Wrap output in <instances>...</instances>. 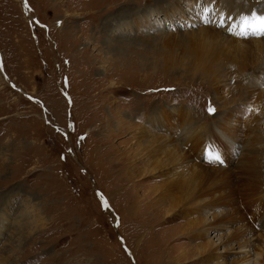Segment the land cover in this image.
Segmentation results:
<instances>
[{
	"label": "rangeland",
	"instance_id": "obj_1",
	"mask_svg": "<svg viewBox=\"0 0 264 264\" xmlns=\"http://www.w3.org/2000/svg\"><path fill=\"white\" fill-rule=\"evenodd\" d=\"M145 7L157 14L106 43L110 16ZM161 110L169 121L152 120ZM192 125L203 126L200 156L218 137L238 157L214 168L236 169L257 151L263 173L230 182L264 190V0H0V264L217 263L199 250L236 220L202 238L183 213L194 203L167 214L170 201L153 198L159 152L148 164L140 143L171 136L183 150ZM257 195L238 206L258 219ZM219 246L223 262L235 258Z\"/></svg>",
	"mask_w": 264,
	"mask_h": 264
},
{
	"label": "bare ground",
	"instance_id": "obj_2",
	"mask_svg": "<svg viewBox=\"0 0 264 264\" xmlns=\"http://www.w3.org/2000/svg\"><path fill=\"white\" fill-rule=\"evenodd\" d=\"M225 1L226 0H224V2ZM204 7H205L204 11H206L207 7L206 6H204ZM191 9H192V7H191ZM168 10L165 11L164 14L170 20L173 19V16L175 14L174 12H176V13L180 12L181 13V11H182L180 8L177 9L176 7L174 10H169V11ZM144 12H145V14H144ZM136 13H139V16L133 17L131 19H127L129 16L128 15L129 13H124V14H120V15L113 14L112 16H110L109 17L110 20H107V21H109V23L106 24V26H104L105 31L102 34V36H104V40L106 41V43L112 42V40L115 36L114 33H120L121 30L133 31V25H131V22L134 20V18L138 19V18L143 17V15H144L145 16L144 19H148L150 17L151 18L154 17L155 14H157L156 10L148 11L147 7L143 8L142 11H137ZM211 30H213V29H211ZM220 30H222V29H220ZM204 34L205 33L202 32L200 34V36H197V38H199L201 40H205L208 44H210L212 46V41L210 40L209 37H201ZM126 39H128V38H126ZM207 40H209V42ZM124 41H123V43H124ZM117 42H118V40H117ZM171 43L172 42H170L169 44H171ZM121 46H123V45H121ZM113 48H115V47H113ZM199 59H201V58H198V62L200 61ZM171 117H172V115L170 114V118ZM168 119H169V115H167V111L161 110L160 113H157L155 119L153 118L152 120H154V121L157 120L159 122L161 120L167 121ZM187 120L188 119H187V115H186L184 117V120L182 121V124H184V125L187 124ZM202 127L203 126L192 125L193 129H191V131H189L187 137L185 139H183L184 140L183 145H184L186 150L184 148H183V150L179 149V148H177L178 145L176 146L172 143L173 140L175 141L177 139L175 137H171V136L166 137L165 136V137H163L164 139H161L158 143L156 140H155V142L150 141L149 135H148V137L145 135H142L140 143L142 146L145 147V149H147L148 154L151 153L149 156V160L147 159L148 164L150 163V161L152 163V158L155 156V154H157V152H159V155H160L155 159L154 165L151 167V169H157L158 170L157 172H159L160 177H162L160 185L156 187V190L157 191L159 190V192L157 194L155 193V196L153 198L159 197L158 201H163V202H167V201L169 202L170 201V203H171L170 207L167 208V210H166L167 214H171L173 211H175L177 209H181L180 206L184 205L186 202L194 203V205H196L195 207L192 206L189 208L185 207V209L183 208V213L185 214V217L187 219L186 224H187L188 228H190V229L192 227L193 228L199 227L200 229L202 228V230H200L202 232V233L200 232L202 235V238H204L205 235L208 234L210 230L213 231V230H217L219 228L221 229V227H226L228 229L231 228L233 226L232 221L235 222V220H236L235 229L233 231H229L228 233H226L224 235V237H222V238L219 237L220 238L219 243H216V242L213 243L211 240L210 241L204 240L203 246L201 248V251L199 250V253L204 254L203 256L210 257L209 260H211V261H214V260L218 261L217 263H214V264H229V263H231V264H264V231H263V229H264V204L262 205V210H261L260 214L258 215V217L261 218V220H259V218L257 219L248 210H246L245 207H243L247 211V213H250L254 218H256L258 220L257 222H259V225H258V228L257 227L256 228L259 231L261 230V233H259V231H256V229L253 228V226L250 224V222L248 221V218L245 215L247 213H244V211H242V209L238 206L239 201L242 202L243 200H247L246 202H248V200L251 199V197H249V196L252 195V197L254 198V197L258 196L257 194L259 193V191H264V190H261V189L257 190L258 187H254L253 185H251V186H245V188L247 189L245 191V189H243L241 186H237V185L233 184L232 182H230L233 179L238 178V175L239 176L245 175V178L250 180V179L257 177L254 174L255 172H258L259 175H261L263 173L261 171V169H258V170L255 169V163L258 159L257 151H255L253 149L255 151L253 154H251L249 152L244 154V157H242L243 160L240 162L241 164H239L238 168H236V169L234 168L233 170H230V169H225L222 167L219 169L217 167L214 168V166H218V165L217 164L212 165V162L218 163V161H221V162L230 164L234 161H237L238 157H237V155H235L231 151V149H230V152L227 151V150H229L228 147H227V150H224L226 145H225L224 141L218 137H212V144L209 145L207 148V151L204 152V153H207L206 155L200 156L202 153L201 150L198 152H195L198 147L199 148L201 147V143H200L201 142V135H199V132L202 129ZM127 131H129V130H127ZM166 131L167 132L173 131L172 125L167 126ZM231 142H232V140H231ZM179 143H180V141H179ZM154 144L158 147H155ZM160 146L166 152L158 149ZM216 148H218L217 151L215 150ZM214 152H217V157H219V160H217V162L212 161V159H210V157H209V155L214 154ZM193 157H195V159L197 157H199V159L203 161L202 164L198 163V162L195 163L197 160L195 161V159ZM255 157H257V159H255ZM262 157H263V155H262ZM167 165H168V167H166ZM137 170H139V169H137ZM140 170H144V169H140ZM141 172H144V171H141ZM142 175H144V174L142 173ZM154 175H156V174H154ZM195 178H198V179L195 180ZM239 179H240V177H239ZM239 179H238V181H239ZM257 179L261 180V178H257ZM208 185H210L211 187H206ZM259 187H261V185ZM177 192H179V195H177ZM237 194H240V195L237 196ZM262 197H264V196H262ZM180 198L183 200H181ZM171 199H172V202H171ZM216 208L217 209H223L224 208V209H223V211L222 210L220 211V214L219 213L214 214V210ZM189 210H193V212L189 213ZM254 210H255V208H254ZM206 211L212 212V214L214 216L213 223H211L209 221H208L209 222L208 223L205 220V218L201 217V212H206ZM189 215H192L195 217L194 218L192 216L189 217ZM4 219H5V217L1 218L0 223H2V220H4ZM178 220H180V219H178ZM184 232H185V230H184ZM254 236L258 237L257 238L258 244H255V242H251V240ZM206 237H208V236H206ZM218 244L225 246V248H227V249H231L230 251L235 250L234 252H232V253H236L234 255L235 258H233L230 261H227V263H226V258L229 257V255H227L226 257H224L225 260L223 262V260L221 258L222 251H219L220 249L218 248V246H219ZM256 245H258L257 247H259L261 249L257 248V251H254L253 249H251V247L253 248V246L255 247ZM223 252H225V251L223 250Z\"/></svg>",
	"mask_w": 264,
	"mask_h": 264
}]
</instances>
